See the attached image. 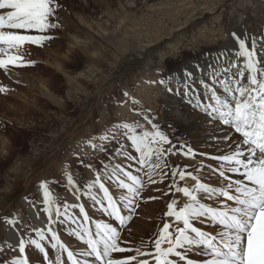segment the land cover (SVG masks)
<instances>
[{
  "label": "rangeland",
  "instance_id": "374dc122",
  "mask_svg": "<svg viewBox=\"0 0 264 264\" xmlns=\"http://www.w3.org/2000/svg\"><path fill=\"white\" fill-rule=\"evenodd\" d=\"M190 1L57 0L60 7L54 22L59 27L46 33L52 39L41 46H26L24 59L34 63L9 66L8 71L0 69V86L6 89L0 92V264H16L19 258L23 259L6 243L9 239L4 237L3 229L12 227L8 220H16L23 229V239L38 238L33 230L37 227L21 203L25 197L31 202L37 200L34 186L41 179L50 187L56 205L62 208L65 202L81 203L91 217L104 220L99 206L87 196L79 201L75 196L72 199V194L69 196L65 174H71L76 185L84 189L92 181V168L99 170L101 161L109 162L110 153L99 150V135L116 123H144L136 110H150L156 118L153 122L168 133L176 148L183 144L186 150L192 145L193 129L182 131L172 110L174 97L181 101L182 96L177 94L182 88L177 77L185 69L191 70L186 62L198 59L210 45L226 46L232 33L229 29L235 23L244 24L251 37L264 36V0L215 1L219 5L192 0L189 9ZM173 3L179 11L170 8ZM207 6L213 10L210 12ZM235 48L238 52L237 44ZM161 79L166 81L163 86L151 83ZM169 83L172 94L167 91ZM199 112L201 128H208L206 116ZM145 127L151 128L147 124ZM93 137L96 149L87 143ZM215 155L206 157L210 160ZM170 163L180 168L187 164L193 171L204 165L206 182H210L208 162L190 164L177 154L170 157ZM136 168L133 164L134 175L138 174ZM139 175L144 180L139 206L131 214L129 224L119 228L120 240L122 247L136 249L149 243L151 250L150 239L162 227L163 213L172 197L162 195L167 182L153 185L142 173ZM92 191L97 193L98 188ZM78 211L70 208L69 215ZM65 220L58 223L63 238L84 245L73 235L74 228L70 227L75 224ZM198 227L204 231L213 228L210 224ZM26 249L31 264H53L58 255V250H52L47 243V258L35 248L32 251L29 245ZM195 257L189 253L187 258H203Z\"/></svg>",
  "mask_w": 264,
  "mask_h": 264
},
{
  "label": "snow or ice",
  "instance_id": "6c2138e0",
  "mask_svg": "<svg viewBox=\"0 0 264 264\" xmlns=\"http://www.w3.org/2000/svg\"><path fill=\"white\" fill-rule=\"evenodd\" d=\"M59 7L57 0H0V69L8 71L9 66L24 67L34 63L24 59L26 46H41L52 39L46 33L59 27L58 22H54ZM230 35L236 41L239 59L220 68L209 65L214 69L212 82L208 78L198 81L204 90L202 93L194 88L197 81L193 79L202 67L194 65L192 70L185 69L181 77L184 89L177 92L188 96L190 101L194 99L209 125L223 130L222 136H217L214 130L210 137L216 145H223L218 148L223 154L210 157L218 165L207 166L210 182L202 179L204 165L193 171L187 164L183 168L171 164V156L195 158L196 154L191 147L185 150L183 144L176 148L168 133L153 122L156 118L150 110H136L144 123H116L99 135L102 142L99 150L110 155L108 164L101 161L99 170L85 165L92 168L94 180L81 189L71 174H65L66 187L76 200L87 196L110 222L94 221L83 204L65 202L62 210L50 198L47 182L41 181L43 212L48 217L46 231L35 228L37 239L21 238L18 245L21 256L29 245L47 258V243L60 253L53 264H65L61 258L64 252L71 264H179L181 261L184 264H264V60L259 59L264 53L258 47L264 46V36L246 40L235 31ZM224 60L221 55L217 64H223ZM151 83L163 86L166 81ZM4 91L6 89L0 86V92ZM167 91H174L170 83ZM95 139L87 141L93 149L97 148ZM114 160L120 162L113 163ZM133 164L137 166L136 175L132 171ZM140 173L147 177L149 184L167 182V190L162 191V195L172 197L163 213L162 227L150 239L151 250L149 243L131 249L122 247L120 240L119 228L139 206L138 198L144 188ZM94 188H98L97 193H93ZM70 208L79 211L69 215ZM125 211L129 215H124ZM37 215L39 217V213ZM65 218L76 225L73 235L87 245L83 255L91 260L77 259L61 242L52 226L65 223ZM7 223L15 226L17 222L10 219ZM197 223L210 224L213 228L204 231ZM133 252L135 254H129ZM189 253L203 258L189 259ZM16 264H30V261L25 257Z\"/></svg>",
  "mask_w": 264,
  "mask_h": 264
},
{
  "label": "bare ground",
  "instance_id": "6f19581e",
  "mask_svg": "<svg viewBox=\"0 0 264 264\" xmlns=\"http://www.w3.org/2000/svg\"><path fill=\"white\" fill-rule=\"evenodd\" d=\"M215 1H217V0H203V4L204 3H206V4L211 3L212 5H219L218 4L219 2H215ZM198 2L200 3V1H198ZM175 4L176 3H173V6L170 5V8L172 7L173 10L175 9L176 11L177 10L179 11V9H177L178 7H176V8L174 7ZM187 5H188L187 8L191 9L190 6H193V1L191 0L190 2H188ZM153 8L156 10L155 6H153ZM208 9L211 12L213 10V7H208ZM233 24H234V22H233ZM234 25H233V28L229 29L230 31H232V32L235 31L239 35L241 33V36L244 37L246 40H248V38L251 37V34H249V31H247L245 29L244 24H241L240 26L239 25L234 26ZM231 26H232V24H231ZM261 36H263V35H261ZM257 38H259V36H257ZM233 43H235L234 39L232 40L231 37H228V41L226 43V46H224L223 48H218L215 45H210L209 50H206L198 59L190 60L189 62H186V64L188 65L187 67H191L192 69H193L194 65H200L202 67V71H197L193 77V79L197 81V83L194 85V88L198 92L202 93L204 91L202 86L198 83V81H200L201 79L208 78L209 82H212L210 80V78L213 76L214 69L210 68L209 65H216V68H220V67H223L224 65L228 64L233 59H239V57L236 54L237 52L235 51L236 50V48H235L236 44H233ZM249 47H251V44H249ZM258 47L261 48L260 52L264 53V46H258ZM221 55H223L225 57V60H224L223 64H217V58L220 57ZM259 59L264 60V55H259ZM183 73H181L177 77L178 81L180 82L179 85L182 86L181 90L184 89V84L181 80ZM174 79H176V77H174ZM181 101H183V102H181ZM181 101H179L176 97H174V99L172 100V106H174V107H172V110L175 113V116L177 118H179L178 123H179V127L181 128L182 131L187 132V131H190L193 129L191 135L194 138V142L192 143V145H190V147L193 149L194 152H196L195 158L183 156L184 160H186L190 164L195 163V165L206 164V162H208V164H206L207 166L212 165L213 168H215L217 165V162L212 160V159L209 160L206 156L211 155V154H216V155L223 154L222 152L218 151V148H222L223 145L222 144L216 145L215 143H213L210 140V137L212 136L214 130H215V133L217 136H222L223 130H217L215 128V126H210V125L208 128H205V129L201 128V123H200L199 119L200 120H202V119H201V117H199V116H201L199 111H203V110L199 109L197 107H196L197 109L194 110V108L189 107L188 104H191V103H194L196 106V102L194 99L191 102L189 100L188 96L182 95ZM206 120H208L207 117H206ZM202 179L204 182L207 181L205 178V175L202 177ZM41 181H44V180L41 179L38 182V184L35 183V184H37L36 187L34 186V190L36 189L37 191L36 190L35 191L38 194L37 200L34 202H31L29 200V198L25 197V198H23V201L21 203V207L25 209V212L28 215L29 219L32 221V223L37 228H45V226L47 224V219H48L47 214L43 212L44 204H43V189L40 187ZM46 186L50 191V198L53 200L50 187L47 184H46ZM71 194L72 193L69 191V196ZM72 199H74V195H72ZM33 205H35V207H33ZM53 212H55V207H53ZM38 213H39V217L37 215ZM52 227L57 231L58 235L60 236L61 242L65 243L66 247H68V250L73 251L76 254L77 259H79L81 261H84L85 259H88V260L92 259V258H89V257H86L85 255H83V253H85L87 251V247L85 245H79V243H77V240H72L71 238L70 239H64L63 238V236L60 232V229H59L60 227H59L58 223L54 224ZM17 228L20 229L19 232L16 231ZM45 230H46V228H45ZM3 231H5L4 237H6V239L7 238L9 239V241H6V243L9 242L10 245H12V247L16 250L15 252L17 253V255L20 257L21 254L19 253L18 245H19V240L21 238H23V229L19 225H15V226H12L10 229H8V228L3 229ZM205 231H207V230H205ZM29 247L33 251L34 246H29ZM16 253H15V255H16ZM58 254H60V253L58 252ZM28 256H29V253L27 252V249H26V253L24 254V256H21V257L28 258ZM197 257H199V255H197ZM197 257H195V258H197ZM61 258H62V261L65 262V264H71V262L67 260V253L66 252H64L62 254ZM36 260L38 261V258L35 257V261Z\"/></svg>",
  "mask_w": 264,
  "mask_h": 264
}]
</instances>
